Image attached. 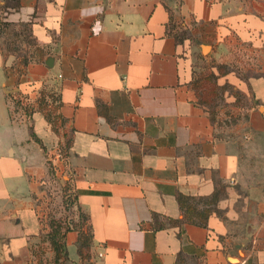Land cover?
<instances>
[{"label": "crops", "instance_id": "obj_1", "mask_svg": "<svg viewBox=\"0 0 264 264\" xmlns=\"http://www.w3.org/2000/svg\"><path fill=\"white\" fill-rule=\"evenodd\" d=\"M1 16L37 44H20L34 53L25 69L0 38L2 264H264V0H19ZM204 46L256 57L253 76L225 75L245 99L232 97L241 118L227 132L194 83ZM17 93L33 112L14 124ZM62 145L64 181L88 221L67 232L68 258L56 262L36 197L45 154Z\"/></svg>", "mask_w": 264, "mask_h": 264}, {"label": "rangeland", "instance_id": "obj_2", "mask_svg": "<svg viewBox=\"0 0 264 264\" xmlns=\"http://www.w3.org/2000/svg\"><path fill=\"white\" fill-rule=\"evenodd\" d=\"M257 1V0H256ZM6 48V46H5ZM214 48H209L206 53H198V56L194 60L193 76L194 81L196 82L197 87L200 90V94L205 97L202 101L210 106H217V111L219 114L217 125L219 129H223V132L229 131L231 124H235V118H241L240 115H236L235 111L230 108L231 99L234 97L236 101H233L234 105L244 106L245 99L240 94H236V91L233 89V86L225 83V75L230 73L233 70H236L240 77L247 78L254 75L256 68L253 63L256 57L254 52L248 47L244 46L235 50L230 49L220 55H217L213 52ZM18 67V66H16ZM9 106L11 108L10 118L7 122L19 123L22 122L21 118H28L27 113L32 111L33 106L29 105L25 108L24 105H21L20 94L10 95ZM46 100L44 97L42 101ZM39 100L37 104H39ZM36 103V102H35ZM33 112V111H32ZM243 114V113H241ZM52 115V113H50ZM55 118L54 115L51 116ZM12 119V120H11ZM233 119V120H232ZM2 121V120H1ZM9 123V124H10ZM2 124V123H1ZM2 124L0 129H4ZM63 145L58 147V151L51 150L45 154L46 163L48 167L49 176L46 179L47 192L52 195L50 198L51 211L53 213V221H55V226L60 223L70 224V222L76 223L79 221L76 211L67 210L62 205V195L64 194V180L67 175L65 172L64 165L61 163V160L64 159V149ZM61 154L63 158L58 159L57 155ZM56 167L58 171L54 179L51 176L52 172L49 170L50 167ZM49 202V200H47ZM78 220V221H77ZM83 226H87V220L83 222ZM46 252H40L39 255H45ZM2 264V262H0Z\"/></svg>", "mask_w": 264, "mask_h": 264}, {"label": "trees", "instance_id": "obj_3", "mask_svg": "<svg viewBox=\"0 0 264 264\" xmlns=\"http://www.w3.org/2000/svg\"><path fill=\"white\" fill-rule=\"evenodd\" d=\"M11 3H5V5H0V38H4V44L6 46V49L8 52L12 53L16 56L15 59V65L17 66H23L25 69L28 67V65L35 60L34 53L22 52V47L20 44L26 42L29 46H36L32 33L30 31V27L28 25H25L20 31H15L12 24L9 22H5L2 19L1 13L4 11H7L8 8H18L19 7V0H8V2ZM176 24L174 22V15L173 12L170 10V23L168 24V34L173 35L178 38V33L175 32L176 30ZM11 36L14 37L13 40H11ZM19 43H16V42ZM23 69V68H22ZM22 72V70H21ZM196 89L199 90V88L196 85V82L194 81ZM26 98H29V94H25ZM201 100H203L205 97H203L202 94H200ZM41 97L38 96V100ZM203 103V101H200ZM206 104V102H205ZM210 106V105H209ZM52 174L51 176L55 177L57 174L56 167L53 165V167H50L49 169ZM47 182L45 181L41 185V193L42 197L41 199L36 197L37 205H36V212L38 214V218L40 221V224L42 226V231L44 232V238L48 241H50L52 248L55 251V261H59L61 258H68V254L66 251V243H65V236L67 232L70 230L80 227V232L83 227V222L85 220L88 221V217L81 211V208L79 205H77V196L75 192L74 185L71 182V179L69 181L64 182V194L62 195V205L67 210H74L76 211V214H78L79 221L76 222H70V224L65 223H57L59 225L55 226V221H53V213L51 211V205L52 202H50V198L52 197L51 194L47 192V187L45 186ZM49 200V202L47 201ZM180 204H183V201L180 199ZM75 207L77 209H75ZM153 227L155 230H163L166 228V223L161 220V217L158 214H154L153 216ZM169 224L171 226L180 225L182 222L180 220H174L169 219ZM92 239V233L91 230L88 228L86 232L80 233V248H88L90 242ZM82 252V251H81Z\"/></svg>", "mask_w": 264, "mask_h": 264}, {"label": "built area", "instance_id": "obj_4", "mask_svg": "<svg viewBox=\"0 0 264 264\" xmlns=\"http://www.w3.org/2000/svg\"><path fill=\"white\" fill-rule=\"evenodd\" d=\"M19 98H20V101H21V105H24L25 108L28 105H29V107L31 106L32 101H31L30 97L29 98H26L25 94H22L21 96H19ZM57 158L58 159H61V158H63V156L61 154H58L57 155ZM100 256H102V254H100Z\"/></svg>", "mask_w": 264, "mask_h": 264}, {"label": "water", "instance_id": "obj_5", "mask_svg": "<svg viewBox=\"0 0 264 264\" xmlns=\"http://www.w3.org/2000/svg\"><path fill=\"white\" fill-rule=\"evenodd\" d=\"M205 48H208V50H209L210 47L209 46H204L203 47V53H206ZM46 64L49 65V66H52V64H50L49 60L46 61Z\"/></svg>", "mask_w": 264, "mask_h": 264}, {"label": "bare ground", "instance_id": "obj_6", "mask_svg": "<svg viewBox=\"0 0 264 264\" xmlns=\"http://www.w3.org/2000/svg\"><path fill=\"white\" fill-rule=\"evenodd\" d=\"M208 48H205V51L207 52Z\"/></svg>", "mask_w": 264, "mask_h": 264}]
</instances>
